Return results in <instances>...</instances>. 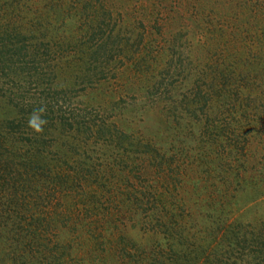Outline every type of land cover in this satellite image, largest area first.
<instances>
[{
  "label": "rangeland",
  "instance_id": "374dc122",
  "mask_svg": "<svg viewBox=\"0 0 264 264\" xmlns=\"http://www.w3.org/2000/svg\"><path fill=\"white\" fill-rule=\"evenodd\" d=\"M105 4L114 16L120 17L119 21L113 18L111 23L104 17L107 27L118 25V33L121 25L119 36L125 41L115 52L123 63L114 75L86 86L83 91L78 90L81 85L74 86L76 91L68 94H51L46 91L47 83L28 81L23 85L26 99L32 108L44 103L55 113H74L113 123L135 141L149 144L165 158L174 160L180 168L167 174V168L160 174L155 170L142 174L138 169L128 170L121 182L108 183L111 187L100 198L103 205L99 206L102 209L98 216L95 198H87L80 189L67 195V203L63 196L55 200L57 196L49 194L51 184L39 162L35 178L29 177L38 189L36 200L42 202V208L52 204L58 213L63 210L67 218L56 226L44 210L45 216L38 222L44 230L43 237L33 242L38 248L29 250L28 243L20 244L28 240L20 238L18 244L26 248L27 255L19 257L10 248L9 258L0 253V264H122V248L116 239L136 243L139 248L135 252L127 244L130 253L129 257L124 254V262L175 264L166 235L157 231L155 224L162 222L159 214L164 201L154 197V193L163 188L168 191L167 206L178 213L173 219L180 228L175 231L182 229L178 235L182 240L171 244L179 253L193 251L195 240L189 234L192 232L197 243L208 249L207 254L217 247L213 254L219 260L212 257L208 264H264V128L249 127L246 116H241L249 114L246 102L238 110L217 87L219 77L223 80L222 75L228 76L231 70L229 44H235L247 56L256 53L264 58V0H108ZM71 15L66 20L71 29H65V23L58 21L51 26L60 28L64 43L77 30L78 23L86 30L85 20L77 21L74 13ZM76 47L79 49V44ZM73 51H64L62 57L51 56L53 60L50 57L51 64L56 61L61 77L67 74L68 67L84 64L80 62L82 56ZM94 62L89 61L90 65ZM33 65L41 71L37 64ZM88 65L82 69H88ZM45 92L46 100H42L40 95ZM195 98L196 112H185L186 105L195 102ZM9 108L0 103V136L5 131L17 130L7 127L9 123H19ZM261 110L257 107L255 112ZM196 115H200L202 123ZM26 125L30 126L29 122ZM237 126H241L240 131ZM252 128L254 131H249ZM242 134L245 138L252 134L248 146L232 150L230 142L238 137L243 143ZM15 141L18 148L27 145ZM218 141L223 146L216 147ZM0 145V159L4 160L8 144L0 139ZM138 155L135 152L130 157ZM83 157L93 165L95 147L94 152ZM4 175L10 174L1 175L8 185L1 179L0 204L6 202V194L13 193L12 186H19L23 179ZM87 179L90 183L95 177ZM24 182L27 187L28 181ZM133 194L142 206L139 211L134 202L128 209V205L123 207L125 204L118 201ZM69 202L70 207L65 208L63 205ZM153 209V215L148 216ZM154 215H159L158 219ZM13 220L19 222L14 217ZM6 222L0 221V235L6 236ZM152 251L154 257H149ZM184 264L191 262L186 259Z\"/></svg>",
  "mask_w": 264,
  "mask_h": 264
},
{
  "label": "trees",
  "instance_id": "16d2710c",
  "mask_svg": "<svg viewBox=\"0 0 264 264\" xmlns=\"http://www.w3.org/2000/svg\"><path fill=\"white\" fill-rule=\"evenodd\" d=\"M107 1L0 0V103L8 108L10 107L9 110L15 112L19 120L18 124L10 125L9 123L7 126H11L12 129L16 128V131H5L0 136L2 142L8 144L5 159H0V174L8 173L23 178L19 186H12L13 193L6 194V202L0 204V221H8L6 222L8 229V231H5L6 236L0 235V253L3 252L8 258L11 250H16L19 257L27 255L24 254V252L27 253L26 248L21 245L28 243L29 250H33L34 243L42 239L44 230L38 222L45 216L44 210L48 211L49 219L56 226L58 222H63L67 218L63 210L59 213L56 209L54 210V205L51 202L50 206L47 205L42 208L44 206L42 202L36 200L38 189L35 187V182L33 185L31 182L35 178L34 172L39 171L37 167L39 162L51 184V187L48 188L50 190L49 194H52V197L57 196L55 200L63 196L67 203V195L80 189L79 192L84 191L87 198H95V215H98L102 209L99 206L103 205L100 201L103 192H107L111 187L109 184H112V182H121L124 176H127L128 170L133 172L134 169H138L139 174L155 170L159 171L157 173L160 174L167 168L169 169L166 172L167 174L168 172H174L173 168H180V165L174 163V160L165 158L149 144L135 141L133 136L126 134L113 123L103 119L95 120V118L90 119L81 115V117L75 116L74 113L68 114L60 111L55 113L48 107L49 104L44 106V103H41L37 108H32L26 99L25 92L27 91L24 90L25 86L23 85L28 81H35V83L38 81L40 84L47 83L49 87L46 88V91L51 94H68L76 91V89L73 90L74 86L81 85L78 90L83 91L86 86H91L114 75L117 67L123 63L120 57L116 58L115 52L119 49V46L123 45V42L125 44V41L119 36L122 29L121 25H119L118 33L116 29L118 25L111 28L107 27L108 24L104 17L109 23L113 18L117 21L120 20L119 15L114 16L111 10L106 7L105 3ZM45 8L47 9L42 10ZM72 13L76 16L77 21L85 20L83 24L86 25V30L81 29L84 26L81 25L80 27V23H78L77 30L72 35L67 36V42L64 43V40L60 37L62 34L59 32L60 28L53 29L51 26L58 21L59 23H65L63 25L65 29H71L69 23L66 24V20L72 17ZM49 27L51 31H49ZM226 42H229L228 39ZM71 43L74 44L70 45ZM78 44L79 49L76 47ZM229 46L231 47L228 50V57L231 59V61L229 60V68L231 70L228 76L222 75L223 80L221 76L219 77L217 87L222 89L223 96L236 105L238 110L246 102L249 114L241 116H246L244 119L247 118L246 124L249 127L264 128L263 55L257 56L256 53L251 55L249 53L250 56H247L240 49H237L235 44L232 43ZM72 50H74L73 53L82 56L80 62H84V64L68 67L67 74L61 77V74L58 75L59 70L56 71L58 67L56 61L51 64L50 57L54 55L62 57L64 51L69 52ZM51 59L53 60L52 57ZM90 60L95 61L93 65H90ZM33 63L37 64L41 71ZM86 64H89L88 69H82ZM3 76L6 77L3 78ZM3 81H7V83L5 84ZM46 96V92L40 95L42 100H46ZM196 99L191 105H186L185 112H189L188 110L196 112ZM257 107H262L261 112H255ZM41 108L44 109L43 112L39 111ZM33 113L46 121L41 126L42 131L40 132H37L31 126H25ZM196 116H198V122L202 123L200 115ZM203 125L207 127L206 123H203ZM0 128L2 130L3 126L0 125ZM254 128L249 131L253 132ZM240 129L241 126L239 131ZM251 135L245 138L242 134L243 139L245 138L243 143L238 137H235L230 142L232 144L231 149L238 151L247 147L252 138ZM14 139L19 142H27V145L18 148ZM214 140L217 141V139ZM216 144V147L223 146L220 141ZM93 146L95 147V163L89 165L83 156L84 154L87 155L88 152H94ZM227 151L232 152L230 149ZM135 152L139 154L138 157H130ZM82 173H86V175ZM1 175L0 181L2 179ZM10 175H4L3 177L6 178ZM88 177H95V179L88 183ZM2 180L3 183L5 182L4 185H8L6 179ZM25 180L28 181L27 187H25ZM94 186L95 189H93ZM167 195L168 191L165 188L163 190L158 189L154 193V197H159L161 202L164 201L161 203L160 216L154 215L156 219L159 216L162 220L160 223H155L158 226V230H155L166 235L167 245L170 247L169 252L173 256L174 262L176 261L175 264H184L186 259L191 264H208L212 257L218 261L220 257L213 254L217 247L207 254L208 249H205L199 242L197 243L194 239L196 237L195 233L192 232H189L191 238H193L192 240H195L192 242L195 244L191 252L192 255L189 252L186 254L179 253L175 247L171 246L172 243L176 244L177 240H182L178 236L180 232L182 233V229L178 232L175 231L176 228H180V225L176 224L173 219L178 213L170 210L167 206ZM138 200V196L133 194V196L128 195L127 199H119L118 201L125 204L122 205L123 207L128 205V209L134 202L137 204L135 208L139 211L142 206L137 203ZM97 202L99 205L96 204ZM65 204L63 205L65 208L70 207V202L67 206ZM133 212H135L134 209ZM153 213L154 209L151 213H148V216H152ZM13 217L18 219L19 222L14 223ZM27 218H30L31 222L28 223ZM23 224H27V226L21 227ZM231 225H234V223H231ZM7 235L10 236L7 237ZM20 238L28 241H21L20 245L18 244ZM115 242L122 248L119 254L122 264H130L128 261H123V258H125L123 256L127 254V257H129L130 250L128 251V246H131L135 252L138 251L139 248L136 247V243L129 244L125 240L119 241L118 239ZM5 244L8 245L7 248L4 247ZM35 247V249L38 248ZM6 250L8 251L6 252ZM154 253L152 251L149 257H154ZM162 264L170 263L163 262ZM232 264L234 263L232 262Z\"/></svg>",
  "mask_w": 264,
  "mask_h": 264
},
{
  "label": "clouds",
  "instance_id": "9594fccd",
  "mask_svg": "<svg viewBox=\"0 0 264 264\" xmlns=\"http://www.w3.org/2000/svg\"><path fill=\"white\" fill-rule=\"evenodd\" d=\"M39 111L43 112L44 109L41 108V109H39ZM44 123H46V121L43 120V119H40L35 113H33L31 119L29 120V125H30L31 127H33L37 132L42 131V127H41V126H42Z\"/></svg>",
  "mask_w": 264,
  "mask_h": 264
}]
</instances>
